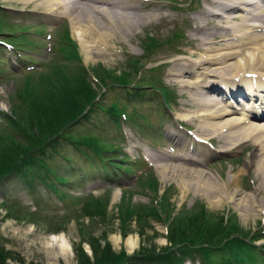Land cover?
<instances>
[{"label":"rangeland","instance_id":"374dc122","mask_svg":"<svg viewBox=\"0 0 264 264\" xmlns=\"http://www.w3.org/2000/svg\"><path fill=\"white\" fill-rule=\"evenodd\" d=\"M131 3L134 5L132 9L115 7L113 11L107 13L108 16L125 21L126 27L122 26V32L111 31L112 33L108 37L110 39L106 41V48L102 43L95 42L94 38L88 39L87 44L91 45V49L87 50L79 40V34L73 29L69 15L51 21L48 20L43 7L33 1L25 3L21 0H0V6H4L7 10V20L14 24L15 31L19 32H15V35L22 34L28 36L30 41L37 42V46L21 50V53L30 57L29 62H24L25 69L18 67L23 63L21 58H18L14 53V47H5L0 44L4 47V49H0V67L5 69L0 71V113L1 111L11 112L9 96L12 91H15V79L13 78H22L23 73L28 69L49 70V66L55 62L70 66L85 65L88 70V80L93 85L95 80L91 72L92 67L95 68L102 64L117 72L128 69L127 61L129 59L143 55L146 45L143 42L151 41L147 38L148 34L153 37L155 42L151 55L144 58V61L148 62L146 67L162 64L158 71L160 80L171 93L169 105L165 110L160 93L150 92L151 88H143L141 96H134L132 91L126 92L120 86H111L106 90L105 97L101 102L102 106L107 107L111 102L117 100L127 106V113L135 109L140 115H144L143 119L140 116L136 117V121L141 123L140 126L142 125L140 128L123 117L120 118L119 125L115 124L112 117L103 108H95L87 118L76 122L73 133L80 135L88 133L107 141L116 142L122 149L109 152V154L124 155L133 165L128 172L116 173L114 181H110L102 173L103 170L94 163L95 160L90 161L77 150L63 144L62 153L73 157L74 160L64 162L58 157L55 160L58 162L57 167L71 165L72 169L77 172L68 173L69 183L66 182L59 186L61 191L68 194L64 199L58 198L57 194L48 186L41 183H37L29 189L28 185L16 175L0 183V204L2 201L17 202L22 206H29L30 210L41 216L35 222L19 221V219L7 217L6 210L1 209L0 244L19 255L16 259H9L11 264H30V262L34 264H77L78 256L74 250L76 244L81 245L85 253L93 257L91 245L87 240L92 235L104 243L103 235L107 234L106 239L116 252L124 250L127 254H132L142 245H157L159 248L168 244L164 234L166 225L161 218H165V216H168L169 220L175 216L182 218V215L196 212L201 207L205 208L206 212L219 217L224 213V216L231 218L230 223L234 222L236 227L238 226L241 230H249L251 233L264 230V165L261 169L256 170L259 165L258 161L264 155V127L262 132L256 133L257 140L262 141L259 144L251 139L230 144L229 140L227 141V132L224 131L222 133L218 131L204 135L198 134L195 130L205 123L201 119L198 121L194 118L191 119V116L196 110L197 113L202 112L203 103L200 102L197 93L196 95L194 93L199 92L200 88L197 87L193 92L190 85L193 86L200 80L202 81L200 85L217 82L219 89L221 75L218 69L221 70L223 66L214 64L210 70H207V74L210 75L205 74L203 77L197 76L203 70L196 68L197 72L193 76L184 75L182 77L186 82L183 87L170 75L173 70L182 71L186 62L195 61L201 56V50L197 52L195 49L199 40L196 38V32L202 27L212 30L219 25L218 17L207 12L208 8L213 9L212 11H216V9L209 5V0H132ZM261 9L264 11V7L261 6ZM101 15L102 13H98V16ZM240 21L241 17H238L230 20L229 23L231 25L238 24ZM65 22L69 23L72 37L78 44V51L82 55L80 62L62 59L60 51L56 48L61 41L62 26ZM252 22L257 23L258 21L253 20ZM260 30L262 29L257 28L256 30L255 28L251 35H264V31ZM10 33L11 31L8 29L5 33L0 34V38L7 39L8 36H12ZM219 39V35L216 36L213 44H210L212 49L207 53H220L221 42ZM244 54H246L245 50H239V57L245 56ZM238 58L232 57L227 60L225 67L222 68L225 70L226 77L229 78L233 74L227 68H233ZM45 62L47 65L41 67V64ZM190 68L187 67V69ZM211 96L216 97L214 93ZM230 96L232 98V95ZM250 97L239 98V111H234L232 114L240 115ZM2 120L0 117V123ZM212 120L209 121L220 123L219 119ZM263 120V118L249 119L250 122L259 125L264 122ZM237 128L240 127H232L230 130H237ZM198 137L202 140H198ZM230 147L229 151L219 152V149ZM156 154L165 159L163 161L156 159L153 157ZM183 156L195 158L202 163L188 164L187 172L164 171L159 168L164 160L172 164L178 162L177 158ZM81 169L84 171L82 176L79 174ZM148 172L158 178L159 190L156 193L140 186L137 182L139 175L144 176ZM199 172L204 174L200 179L196 175ZM209 176L210 178H208ZM211 186L220 188L210 193L208 187ZM109 190L111 191L110 203L107 206L106 218L89 217L88 215L77 218L81 203L75 197H85L90 193L102 197ZM124 192L126 195H131L134 205L157 206L160 210L159 217L148 216L149 222L144 225L145 227L140 228L138 222L135 221L136 216H133L127 223L131 230L123 235L119 228L121 222L117 205ZM219 195L223 199L222 202L217 203L220 201L218 200ZM167 200L169 206L165 205ZM160 202L166 206L162 208L163 210L160 207ZM64 216L65 219L66 216L69 218L68 222L64 224V229L54 233L67 236L70 243V251L67 253H62L57 246L51 243V233L53 232H49L50 226L47 224L57 226ZM82 236L85 239H82ZM116 237L119 238L117 242ZM260 237L262 239L255 243L264 247V235ZM130 239L136 244L131 250L128 245ZM261 252L264 253V248L261 249ZM183 262L184 264H203L199 257L194 258V261L192 258L186 257Z\"/></svg>","mask_w":264,"mask_h":264},{"label":"trees","instance_id":"16d2710c","mask_svg":"<svg viewBox=\"0 0 264 264\" xmlns=\"http://www.w3.org/2000/svg\"><path fill=\"white\" fill-rule=\"evenodd\" d=\"M67 25L62 29V38L56 48L60 51L62 59L80 62L82 55ZM14 27V24L7 20L6 8L0 6V34L10 29L12 35L7 39L0 38V44L14 47V53L23 63L18 67L25 69L24 62H29L30 57L21 53V50L37 46V42L30 41L28 36L22 34L15 35L18 31H15ZM147 38L151 41L143 42L146 43L143 55L129 59L128 69L117 72L102 64L92 67L91 72L95 80L93 85L88 80L85 65L70 66L61 62L50 65L49 70L31 68L23 73L22 78L14 77L15 91L9 96L11 112L0 113L3 119L0 123V183L16 175L29 189L41 183L48 186L58 198L64 199L68 194L61 191L59 186L69 183L68 173L76 170L72 169L71 165L57 167L58 162L55 160L58 157L64 162L74 160L73 157L62 153L63 144L77 150L88 160H95L94 163L103 170L102 173L110 181L115 180L116 173L130 171L133 165L128 162V158L124 155L109 154L120 150L121 147L116 142L88 133L75 134L72 131L76 122L87 118L95 108H103L117 125L123 117L138 128L142 126L136 121V117L143 119L144 115H140L135 109L127 113V106L117 100L111 102L109 107L102 106L104 93L111 86H120L126 92L132 91L134 96H141L143 88L148 87L151 88L150 92L160 93L162 104H169L170 90L162 85L158 72L162 64L146 67L148 62L144 61V58L151 55L155 42L151 35L148 34ZM0 49L4 47L0 45ZM46 65V62L42 63L41 67ZM3 70L5 69L0 67V71ZM83 172L81 169L80 176ZM157 179L153 173L148 172L144 176L139 175L137 182L156 193L159 190ZM110 193L109 190L102 197L91 193L85 197H75L81 203L77 218L83 215L106 218ZM131 199V195L124 192L117 205L121 222L119 228L123 235L131 230L127 223L133 216H136L135 221L140 228L149 222L148 216L159 217L160 210L157 206L134 205ZM168 200L166 206H169ZM165 205L160 202L161 209L166 207ZM2 208L6 210L7 217L19 221L35 222L41 217L37 212L30 210L29 206L25 207L17 202L1 203L0 215ZM204 209L201 207L196 212L188 213L190 215H182V218H161L166 225L165 237L168 244L159 248L157 245H142L134 253L127 254L124 250L114 251L112 244L106 239L107 234L103 235L104 243L93 235L89 236L87 240L91 245L93 257L88 256L82 246L76 244L74 250L78 256L77 264H183L186 257L192 258L193 261L199 257L203 264H264V253L261 252L264 247L255 243L262 239L260 236L264 235V230L256 233L241 230L234 222L230 223L231 218L224 216V213L219 217ZM68 220L69 218L66 216L65 219L64 216L57 226L47 223L50 226L49 232L64 229ZM18 257L17 253L0 244V264H11L9 259ZM21 261L24 262L23 259Z\"/></svg>","mask_w":264,"mask_h":264},{"label":"bare ground","instance_id":"6f19581e","mask_svg":"<svg viewBox=\"0 0 264 264\" xmlns=\"http://www.w3.org/2000/svg\"><path fill=\"white\" fill-rule=\"evenodd\" d=\"M21 1L25 3L28 1H33L36 4L41 5V7H43V9L45 10L44 13L47 14L46 16L48 20L50 19L51 21H55L56 19H60L69 15L70 20L73 23V29L77 34H79V40L83 44V47L87 50L91 49V45L87 44V41H89L88 39L94 38V40H96L95 42L102 43L106 48V41L107 39H110L108 37L111 35V31L115 30L118 33H121L122 26L126 27L125 21L108 16V12H111V10L113 11L115 7L121 9L134 8V5L131 3L132 0ZM209 5L214 7L216 11H212L213 9L208 8L207 12L208 14L218 17L219 25L212 30H207L205 27L198 29V31L196 32V38H198L199 40L195 49L197 52H200L201 50V56L198 57V59L195 61L191 60L192 62H186L187 64L183 66V72L181 70H173L172 72H170V75L174 79H176V81L180 82L183 87L186 84V82L182 79L184 75L193 76V74H196L197 72L196 68H200L203 71L197 74V76L203 77V75L207 74V70H210V67H212L214 64H218L220 66H223L222 68H224L227 60L232 59V57L238 58L239 50H245V56H240L233 68H227L233 73L229 78L225 76L224 69H218L221 75L219 83L224 84L225 90L220 87L218 89L217 82H210L204 85H200L202 84V81L200 80L197 84H193V86L192 84L190 85V89H193V92L197 87L200 88L199 92L194 93L195 95L197 93V95L200 97V102L203 103V109L201 110L202 112L197 113L196 110V112H193L194 114L191 116V119L194 118L196 121H198V119H201L203 123H205V125L198 126L195 130L200 135L209 134L211 132L215 133L218 131L222 133L224 131L227 132V141L229 140L228 143L230 144H235V142L241 143L244 140L250 139L256 144H259L262 141L259 139L257 140L256 133L262 132L264 122L261 124L263 126L260 127L261 125L256 124L255 122H250L249 119L252 117H264V114H260L262 111L264 113V35L252 36L251 32L254 31L255 28L256 30L257 28L262 29L260 30L261 32L264 31V11L263 9H261V6L264 7V0H209ZM98 13H102V15L98 16ZM237 16L241 17V21L238 22V24L231 25L229 23L230 20L232 21L238 18ZM127 17L130 18V16ZM253 20L258 22L253 23ZM218 35L221 42L219 46L221 49L220 53H207L212 49L210 48V44H213L214 39ZM259 62L261 63L259 65H256ZM187 67L191 68L187 69ZM243 82L245 85L249 86V92H253L255 88L257 89H255L257 91V97H255L257 100H253L252 98H250L251 101H247L244 108H242L243 111L240 112L241 114L236 116L232 113H234V111H239L238 101L232 99L231 97L227 98L225 91L231 90L230 93L232 92V95H240V91H242V86H240V84H242ZM219 90V95L230 102H225L223 100L219 101V97L211 96L212 93ZM214 94L216 95L217 93ZM229 103H232V105L236 106V108L230 107ZM236 103L237 105H235ZM212 119H219L218 121H220V123L212 122ZM222 120H224L225 122H221ZM249 123L251 124L249 125ZM236 126H239L240 128H237V130H230L232 127ZM197 139L200 141L202 140V138L200 137H198ZM215 150L217 151L216 148ZM229 150H231V147L227 149H219V152ZM153 157L160 161H163V159H165L163 157H160V155L158 154ZM177 160L179 161L172 164H169L164 160V163H162L159 168H161V170L164 169V171L174 170L177 172H187L189 170V166H187L188 164L202 163V161H199L192 157L190 158L189 156L179 157L177 158ZM258 163L259 165L256 167V170L261 169L264 165V155L263 158L258 161ZM196 175L198 176V179H200L204 174L202 172H199ZM208 178H210V176ZM217 188L220 187L211 186L208 187V191L210 193H213L217 190ZM115 194L117 195V193ZM222 199L223 197L220 196V198L218 199L220 201H218L217 203L222 202ZM51 235V243L57 246L62 253H67L68 251H70V243L67 236L59 235L58 233H51ZM118 239V237L115 238L116 242L118 241ZM128 245L130 246L131 250L134 249L136 244L135 241L130 239L128 241Z\"/></svg>","mask_w":264,"mask_h":264}]
</instances>
